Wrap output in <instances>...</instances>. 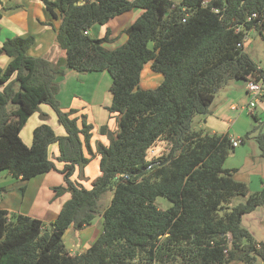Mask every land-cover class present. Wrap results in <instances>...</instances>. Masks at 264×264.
Segmentation results:
<instances>
[{
	"label": "trees",
	"instance_id": "obj_1",
	"mask_svg": "<svg viewBox=\"0 0 264 264\" xmlns=\"http://www.w3.org/2000/svg\"><path fill=\"white\" fill-rule=\"evenodd\" d=\"M41 1L48 17L60 20L56 41L66 59L56 65L31 56L32 35L7 38L0 47V60L8 58L0 62V172L30 180L57 171L65 181L57 196L71 197L51 227L0 209V264H264V242L243 227L244 216L264 206V180L252 193L237 170L225 168L235 151L231 136L193 126L232 81L263 80L245 44L251 32L264 40V0ZM132 9L143 14L124 31L121 47H105L109 29L103 38L89 34ZM147 64L163 76L155 89L139 87ZM66 70L111 75L108 112L117 129L101 127L108 143L98 142L96 153L94 125L57 99ZM41 105L52 108L66 135L42 123L28 146L21 133ZM256 141L264 157L263 132ZM160 143L169 151L149 160ZM96 154L101 175L87 188L72 177ZM108 192L113 197L103 208ZM160 197L172 206L160 209ZM237 197L245 202L234 206ZM99 216L101 235L72 254L64 242L69 227L83 229Z\"/></svg>",
	"mask_w": 264,
	"mask_h": 264
},
{
	"label": "crops",
	"instance_id": "obj_2",
	"mask_svg": "<svg viewBox=\"0 0 264 264\" xmlns=\"http://www.w3.org/2000/svg\"><path fill=\"white\" fill-rule=\"evenodd\" d=\"M7 1L9 0H0V13L2 16L0 19V47L7 38L32 35L35 37V44L33 46L35 52L34 57H43L55 63L60 59L59 57L61 55L64 54L63 56H65V51L63 52L60 49L56 41L60 20L57 25L55 20L48 17L41 0H24L25 6H23V4H18L16 7L10 8L6 7ZM142 14V10L132 9L129 12L113 18L105 26H94L89 31V34L94 38H103L106 35L107 29H109V42L105 44V47L114 50L126 43L128 37L124 31L128 29ZM252 33L254 32L249 33V35ZM248 42L249 40L246 41L245 47H247ZM0 62L5 66L8 62V58L5 59V57H2ZM146 66L150 68L149 73H147L148 79L156 78L153 74L154 71L151 68V64H147L145 67ZM259 68L263 71L262 76L264 80V68L260 66ZM71 71L72 70H66V73L62 78H65V76L68 75V73H71ZM93 73L95 72H88V75L83 77L84 83L86 84L85 87L74 86V90L69 93L68 97H64L66 104L61 100L64 88L58 80L57 82L60 85V91L57 95V99L60 103L61 109L64 111L75 109L77 110V115L87 116L88 122L94 125L91 145L92 151L96 153L98 142L104 144L108 143L107 136L100 133L101 127L109 125L110 130L115 131L117 125L114 119H110V114L108 112V107H110L112 103L111 75L107 71L96 72L98 75ZM158 76L159 75H157V77ZM158 78L160 79V77ZM81 82L83 83L82 79ZM247 82L236 81L223 88L220 91L222 94L219 92L216 95L209 115L202 118L201 124L195 127V129L204 130L206 133L211 134H228L231 138L239 139L240 145L245 144L246 142L243 141L242 135L248 134V129L251 124L249 118H245L244 115H247L248 117L256 116V121H259L261 118L256 115L257 111L255 109H257V106L261 102L264 105V98H261L254 109L249 108L250 98L246 90ZM244 101L246 102L243 103ZM42 108L43 109L41 110H43V112L40 111V113L34 114L30 119L34 118L35 115L38 116V119H41V113L49 115L47 113V111H49L47 107ZM42 123L43 121L39 120L38 123L34 124V129ZM48 124L58 136L66 135L64 127L58 122L57 115L56 117L53 116ZM256 137L257 136H250L247 138L248 140H251L249 143L250 145L255 146L254 143H252V140L255 141ZM32 139L33 133L32 136L25 141V144L28 146L31 145ZM240 145L237 148H239ZM158 147L160 149L167 148L165 143H160ZM242 150L243 149L239 150V154L240 152H243ZM51 151L52 157L55 160L59 155L58 147L53 146ZM85 153L89 156V151L85 150ZM256 155L259 156L260 160L261 158H264L261 154V150L260 155H258V153ZM230 159L229 156L225 163V168L237 170L236 177H238L240 169L233 166V164L230 163ZM99 162L100 157L96 154L83 170L77 168L72 178L83 184L85 187L91 188L92 182L101 175ZM261 162L263 161L261 160ZM56 163L59 168H62L61 163H58L57 161ZM261 164H263L261 165L262 169H257L253 174H250L247 178L241 180L249 185L252 193L258 192L262 188V182L264 180V163ZM64 185V177L57 171H52L30 180L15 179L8 175V173L1 172L0 209L10 213H19L39 219L47 224V226L51 227L58 217L63 205L71 197L70 193H64L61 196H57L55 189L61 188ZM102 221V216H99L90 226L83 229H76L72 224L64 236V242L65 239H67V236L71 233H73V236L77 237V242L69 243L66 241L65 245L67 249L72 254L83 253L103 232ZM243 224L248 228L256 241L264 242V206L245 215L243 218Z\"/></svg>",
	"mask_w": 264,
	"mask_h": 264
},
{
	"label": "rangeland",
	"instance_id": "obj_3",
	"mask_svg": "<svg viewBox=\"0 0 264 264\" xmlns=\"http://www.w3.org/2000/svg\"><path fill=\"white\" fill-rule=\"evenodd\" d=\"M173 1H175L178 4L182 0H173ZM18 4H23V6H25L24 0H9V1H7L6 7L7 8L16 7ZM55 22L57 25L59 24V20H55ZM248 40H249V42L247 44V47H245L246 52L258 64V66L264 68V40H263V38L258 33L254 32L251 35H249ZM32 49H33V47H32ZM32 49L30 50L29 54L31 56H34L35 52H34V49L33 50ZM63 55H61L59 57L60 59L57 62H55L56 65L60 61L66 59V54H65V56H63ZM5 59H6V57H5ZM60 66H61V68L65 67V65L62 63ZM149 71H150V68L146 66L144 68L142 74H141V81L139 84V87L141 89H155L156 87H158L160 82L163 80L162 75L160 73H155V72L153 74L155 75L156 78L148 79L147 73H149ZM93 74L98 75L96 72ZM85 75H88V72H77L75 70H72L71 73H68V75L65 76V78H62V76L59 77L58 80L61 82L62 87L64 88L63 96L61 97V100L64 104H66L64 97L65 96L68 97L69 93H71L74 90L73 89L74 86H79V87H85L86 86V84L84 83V79H83V77ZM157 75H159L158 77H160V79L157 77ZM81 79H82L83 83L81 82ZM235 82L236 81H232L231 84H233ZM220 94H222V92H220ZM263 98H264V96L262 97V99ZM245 102L246 101H244L243 103H245ZM42 107H47V109L49 110V111H47V113L49 115H47V118H44V119H42V117H41V119H38V116L35 115L34 118H32L28 121V123L26 124V126L24 127V129L22 131V138H23L24 142L27 141L29 139V137L32 136L33 129L35 127L34 124L38 123L39 120L43 121V123L48 124V123H50L53 116L56 117L55 112L50 107L43 105V106H41V109H43ZM255 110L257 111L256 115L261 118L259 121H256V116H254V117L249 116L248 117L247 115H244L245 118H249V120H250L249 122H250L251 126L248 129L249 130L248 133L250 134L249 136H252V137L258 136V134L261 131L264 133V105L262 104V102L259 103V105L257 106V109H255ZM41 111L43 112V110H41ZM38 113H40V112H38ZM201 119H202L201 116H199V115L195 116V118L193 119L194 128L201 124ZM246 135L247 134L242 135V138L246 139V141H245L246 143L243 145H240V147L236 148V151L230 155V158H231L230 163H232L233 166H236L240 169L239 176L236 177V179L239 181L244 180L243 178H247L250 174H253L257 169L258 170L262 169L261 165H263V164H261V163H264V158H261V160L263 161V162H261L259 156L256 155L257 153H258V155H260V148H259L257 141L252 140L253 141L252 143H254L255 146L250 145L249 143L251 140H248ZM90 147L92 148L91 143H90ZM240 149H243L242 150L243 154L241 152L239 154ZM255 149H256V151H255ZM86 150L88 151V149H86ZM154 151H151L149 153V160L153 159L154 156L158 157L159 155L163 154V152L167 153L166 147L164 149H160L159 147H157L156 149H154ZM112 197H113V192H108L107 194L104 195V198L102 199V202H101L103 208H106L108 206ZM244 202H245L244 198L237 197L234 200L233 205L236 206V205H239V204L244 203ZM156 204L162 210H167L172 206V204L170 203L169 200H167L166 198H162V197L157 199ZM243 227L248 229L244 224H243ZM66 241H68L69 243H72V242L76 243L77 237L73 236V233H71L67 236V239H65V242Z\"/></svg>",
	"mask_w": 264,
	"mask_h": 264
},
{
	"label": "built area",
	"instance_id": "obj_4",
	"mask_svg": "<svg viewBox=\"0 0 264 264\" xmlns=\"http://www.w3.org/2000/svg\"><path fill=\"white\" fill-rule=\"evenodd\" d=\"M248 40V38L246 39ZM246 90L250 98L249 108L254 109L259 100L264 96V80H251L246 84ZM233 147L237 148L240 145L239 139L231 138Z\"/></svg>",
	"mask_w": 264,
	"mask_h": 264
},
{
	"label": "water",
	"instance_id": "obj_5",
	"mask_svg": "<svg viewBox=\"0 0 264 264\" xmlns=\"http://www.w3.org/2000/svg\"><path fill=\"white\" fill-rule=\"evenodd\" d=\"M83 3H84V1L81 2V4H83Z\"/></svg>",
	"mask_w": 264,
	"mask_h": 264
}]
</instances>
